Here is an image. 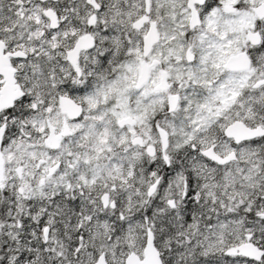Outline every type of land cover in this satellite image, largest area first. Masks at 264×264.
Listing matches in <instances>:
<instances>
[{"label": "snow or ice", "instance_id": "snow-or-ice-1", "mask_svg": "<svg viewBox=\"0 0 264 264\" xmlns=\"http://www.w3.org/2000/svg\"><path fill=\"white\" fill-rule=\"evenodd\" d=\"M0 264H264V0H0Z\"/></svg>", "mask_w": 264, "mask_h": 264}]
</instances>
